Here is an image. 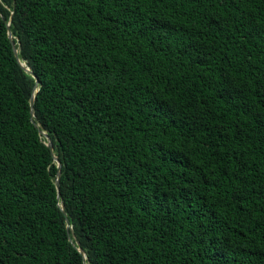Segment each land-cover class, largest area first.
<instances>
[{"label":"trees","instance_id":"obj_1","mask_svg":"<svg viewBox=\"0 0 264 264\" xmlns=\"http://www.w3.org/2000/svg\"><path fill=\"white\" fill-rule=\"evenodd\" d=\"M0 264H264V0H0Z\"/></svg>","mask_w":264,"mask_h":264},{"label":"water","instance_id":"obj_2","mask_svg":"<svg viewBox=\"0 0 264 264\" xmlns=\"http://www.w3.org/2000/svg\"><path fill=\"white\" fill-rule=\"evenodd\" d=\"M10 23H11V17L8 19V21L6 23V29H7V36L9 38L10 43H11L14 56L16 57L17 62L24 69V71H26L32 77L35 78V83H34V86L32 88V94H31V96L29 98L30 118H31L32 123L38 129V133L45 139V144L47 145V147L51 151L53 160L56 161V164H57V172H56V175H55V187H56V190H57V192L59 194V188H60V181L59 180H60V174H61V172H60L61 162L58 159V157L55 155V153L53 152V143H52V140H51L49 134L47 133V131L41 129L40 126H39V124L34 121V109H33V105H34V100H35V92L37 91L38 80L36 78L35 73L28 66H26V64L23 61H21V59L19 58V55H18V52H19V47L18 46H19V44L16 46V43H15V40H14L12 31H11V28H10ZM60 208H61V211L64 214H66L65 206H64L63 203L60 204ZM66 223H67L66 224V227H67L68 231H70L71 234H72V237H70V240L71 241L74 240L73 241L74 245L80 251V253L83 255V257L86 258V255H85L84 250L80 247L79 242L76 239V237H75V235H74V233L72 231V226L68 223V221Z\"/></svg>","mask_w":264,"mask_h":264}]
</instances>
